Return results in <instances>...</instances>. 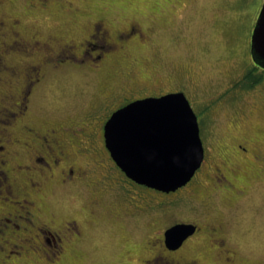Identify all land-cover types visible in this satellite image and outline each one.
I'll use <instances>...</instances> for the list:
<instances>
[{
  "label": "rangeland",
  "instance_id": "obj_1",
  "mask_svg": "<svg viewBox=\"0 0 264 264\" xmlns=\"http://www.w3.org/2000/svg\"><path fill=\"white\" fill-rule=\"evenodd\" d=\"M263 1L47 0V7L31 11L30 5L38 8V2L1 0L0 18L6 33L2 41L10 44L13 32L22 41L32 42L33 36L39 40L28 56L14 49L6 58L19 73L29 64L42 62L45 45L55 50L71 44L79 51L78 46L86 39L93 41L89 36L96 23L110 36L131 27L135 30L123 49L113 44L112 50L104 53L98 72L71 65L45 68L42 82L32 93L26 124L39 130L62 124L81 125L89 121V112L101 106L104 96L130 91L133 98L182 85L188 91L180 89L193 107L199 108L194 98L207 101L219 96L245 69L255 71L249 61L250 36ZM101 42L93 41L87 48L92 46L95 52ZM132 76L138 77L136 84L131 83ZM20 79L4 78L11 82ZM263 118L264 104L258 92L242 94L237 101L226 100L202 127L204 138L213 139L217 145L204 164L217 163L218 159L228 163L223 155L227 143L244 133L252 134L264 125ZM13 159L16 163L24 159L21 148ZM247 184L245 195L237 202H227L228 195L220 192L204 201L183 195L176 205L168 204L167 215L173 220L201 216L225 222L232 248L264 264V173L248 179ZM56 185L55 178L47 179L40 185L41 193L35 190L32 196L43 209L44 218L54 215L57 227L72 219L81 223L80 236H70V242L63 243L64 249L56 251L36 237L37 230L31 226L2 229L0 264H147L143 261L148 254L145 242L156 235L165 220L161 212L154 208L129 216L124 208L128 205L113 193L102 196L89 186L79 189L69 185H57L60 188L50 193ZM3 189L0 186V213L10 211L12 205L17 209L20 204L16 201L21 196L9 191L11 197H7ZM43 195L45 199L40 203ZM100 196L103 200L93 208L91 203ZM154 222L157 227L152 225Z\"/></svg>",
  "mask_w": 264,
  "mask_h": 264
},
{
  "label": "flooded vegetation",
  "instance_id": "obj_2",
  "mask_svg": "<svg viewBox=\"0 0 264 264\" xmlns=\"http://www.w3.org/2000/svg\"><path fill=\"white\" fill-rule=\"evenodd\" d=\"M31 1L38 2L37 6H39L37 8L31 4V11L48 6L47 0ZM3 26L0 18V87L2 86L0 92V186L4 187L7 197H11L7 194L11 191L13 192L11 195L16 194L21 198L16 201L20 204L17 209L12 205L10 211L0 213V230L8 228L22 230L27 229L26 226H31L37 230L35 236L40 237L43 243L56 251L64 249L63 243L69 241L68 239L71 240L70 236L75 235L78 238L81 223L72 219L61 224L63 226L57 227L54 215L51 213L50 218H44L43 209L37 205V200L32 196L35 190L41 193L40 185L43 182L55 178L59 186L69 185L79 189L80 186H89L102 196L113 193L119 198L118 201L121 200L123 204L128 205L124 208L129 216L135 217V214L139 212L148 213L154 208L161 212L165 220L161 221L158 232H155L156 235L149 237L150 239L145 242L148 254L143 261L147 264H262L257 258L248 259L232 248L225 222L204 219L201 216H197L195 220H173V217L166 212L168 204L176 205L183 195L204 201L220 192L221 195H228L227 202H237L246 193L248 179L264 173V125H259L252 134L244 133L243 137L231 139L229 144L227 143V150L223 152V155L228 157L229 164L221 159L211 165L204 164L207 154L211 152L214 154L217 150V145L212 142L213 139L204 138L202 127L208 123V116H213L215 110L223 106L226 100L237 101L245 93L258 92L261 103L264 104V69L254 62L251 55L249 61L253 70L255 69V75L254 72H247L245 69V72L234 79L222 94L211 96L207 101L198 100L192 96L194 101L199 103V108H194L191 100L180 89L182 87L187 90L183 85L161 93L141 94L133 98L130 97V91L122 94L116 92L113 96L102 98L101 106L96 111L93 109L88 113V122L81 125L62 124L39 130L26 124L25 121L32 93L42 82L45 68L57 69L71 65L98 72L101 69V64L99 66L98 63L102 62L104 53L112 50L113 44H120L118 47L123 49L135 30L131 27L130 30L110 36L101 24L96 23L89 37L93 41L101 40L104 43L101 42L97 46L95 55L92 46L87 48L93 42L89 39L78 46L79 51L71 44H63L55 50L45 45L42 62L35 66L29 64L23 72L19 73L9 66L6 58L14 49L17 53L20 50L28 56L31 47L36 48L39 40L33 36L32 42H29L31 40L22 41L13 32L12 37L9 38L11 42L7 45L2 41V37L6 34ZM259 71L262 73L261 76ZM6 76L21 79L16 82L5 81ZM132 78L131 83L136 84L138 77L132 76ZM16 85L17 87H13ZM179 92L184 94L196 115L204 158L187 184L166 193L139 185L125 176L112 160L105 146L104 127L115 111L133 101ZM111 98L115 99L110 101ZM17 147L24 153L21 163L13 162V158L18 155ZM17 174L21 177L18 178ZM57 185L50 193L60 188ZM102 196L91 203L93 208L99 206L103 200ZM44 199L45 196H41L40 203ZM93 211L91 212L94 218H97L98 215ZM178 224L192 225L195 231L179 244H168L166 232ZM152 225L157 227L158 223L154 222Z\"/></svg>",
  "mask_w": 264,
  "mask_h": 264
},
{
  "label": "water",
  "instance_id": "obj_3",
  "mask_svg": "<svg viewBox=\"0 0 264 264\" xmlns=\"http://www.w3.org/2000/svg\"><path fill=\"white\" fill-rule=\"evenodd\" d=\"M250 54L264 69V1L250 36ZM105 146L117 167L139 185L173 192L201 166L204 150L197 118L183 93L133 101L115 111L104 127ZM195 227L178 224L166 232L179 244Z\"/></svg>",
  "mask_w": 264,
  "mask_h": 264
}]
</instances>
